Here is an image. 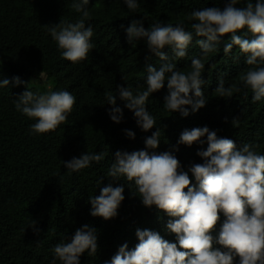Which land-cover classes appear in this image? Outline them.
<instances>
[{
	"label": "trees",
	"instance_id": "trees-1",
	"mask_svg": "<svg viewBox=\"0 0 264 264\" xmlns=\"http://www.w3.org/2000/svg\"><path fill=\"white\" fill-rule=\"evenodd\" d=\"M72 2L0 0V79L10 81L8 87L0 88V264H52L53 247L70 242L85 224L97 230L98 251L91 256L82 254L80 264H110L123 244L127 243L129 250L135 247L137 229L156 231L170 242L176 240L166 229L171 218L155 207H144L134 182L108 176L117 150H142L145 138L156 131L155 127L142 131L134 114L119 99V86L130 87L134 95L146 90L147 67L152 65L158 70L162 63L143 40L130 45L125 29L133 20H139L146 30L156 23H182L191 31L195 21L188 17L192 11L222 9L224 0H139L135 12L123 0H89L85 24L93 28L94 48L86 60L77 63L62 58L57 43L44 28L61 19L71 23L80 19L82 14L73 9ZM246 2L239 0L237 6ZM217 48L203 57L194 38L183 59H175L171 49H164L182 71L190 70L193 57L203 59L202 91L207 103L195 113L189 108V116L182 117L163 107L166 84L153 93L145 106L155 118V126L161 128L157 153L177 147L183 130L207 126L219 137L233 140L237 147L244 143L256 145L255 151L264 155V98L253 102L251 90L238 79L250 66L237 47L228 54L223 52V43ZM14 77L23 82L34 80L43 89L41 92L32 87L34 92H70L76 103L67 120L54 131L33 134L30 126L36 121L15 108L14 101L27 89L23 84L15 85ZM220 79L225 87L235 84L240 90L231 98L217 96L214 90ZM110 92L116 95V106L123 110L119 124L108 114L112 105L106 93ZM234 118H239L237 125H232ZM125 130L133 131L135 139H129ZM202 147L206 149L207 145H178L179 150L173 154L186 170L189 163L202 162L196 155ZM85 152L106 155L100 162L69 173L63 162ZM108 184L124 187L125 199L117 216L105 221L90 215L89 197L99 196L100 189ZM223 219L221 215V223ZM56 264L61 262L57 260Z\"/></svg>",
	"mask_w": 264,
	"mask_h": 264
},
{
	"label": "clouds",
	"instance_id": "clouds-1",
	"mask_svg": "<svg viewBox=\"0 0 264 264\" xmlns=\"http://www.w3.org/2000/svg\"><path fill=\"white\" fill-rule=\"evenodd\" d=\"M88 3L89 0H73V9L82 14L75 23L61 19L56 25L44 26L61 50L62 58L72 63L86 60L94 48L93 28L85 24L89 17ZM123 3L132 12L139 7V0H123ZM238 3L239 0H224L222 9L205 7L192 11L188 17L195 21L191 23V31L182 23L175 26L156 23L146 30L139 20H133L125 29L130 45L143 40L149 52L162 63L158 70L152 65L147 67L146 90L134 95L130 87L119 86V99L134 114L142 131L154 127L156 131L145 138L142 150L131 153L117 150L108 176L134 182L144 207H155L171 218L166 229L176 240L170 242L156 231L137 229L135 247L129 250L127 243L123 244L110 264H264V155L255 151L256 145L244 143L237 147L233 140L219 137L207 126L183 130L177 147L157 153L161 128L155 126V118L145 106L149 97L166 84L163 103L166 110L187 117L189 108L195 113L205 107L203 59L193 57L190 70L182 71L164 51L171 49L175 59H183L194 38L203 57L216 52L221 43L225 54L237 47L245 57V64L250 66L238 77L240 83L251 90L253 102L264 98V0L255 3L248 0L242 7ZM33 81L13 78L15 85L23 84L27 89L14 101L15 108L36 121L30 126L33 134L49 133L67 120L76 98L68 91L34 92ZM9 83L8 79H0V88L8 87ZM239 90L235 84L225 87L220 79L214 93L231 98ZM106 98L112 105L108 114L119 124L123 110L116 106V95L106 93ZM238 123L239 118L232 120V125ZM125 133L129 139H135L133 131L125 130ZM194 143L207 147L196 153L202 162H191L185 170L173 153L179 150L178 145L191 147ZM105 155L85 152L63 162V166L69 173L78 172L91 162L102 161ZM123 193L122 186L102 187L99 196L89 197L90 215L105 221L115 218L125 199ZM97 251V230L85 224L75 231L70 242L53 247L52 264L57 260L61 264H80L82 254L87 252L91 256Z\"/></svg>",
	"mask_w": 264,
	"mask_h": 264
},
{
	"label": "rangeland",
	"instance_id": "rangeland-1",
	"mask_svg": "<svg viewBox=\"0 0 264 264\" xmlns=\"http://www.w3.org/2000/svg\"><path fill=\"white\" fill-rule=\"evenodd\" d=\"M29 82H30V81H29ZM32 87L36 88L37 90H39V91H41V92L43 91L42 87L39 86L38 84H36L34 81H33Z\"/></svg>",
	"mask_w": 264,
	"mask_h": 264
}]
</instances>
